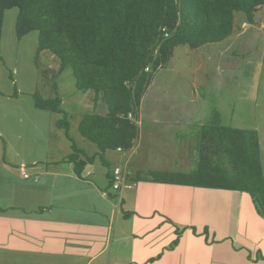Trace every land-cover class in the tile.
Instances as JSON below:
<instances>
[{
  "label": "crops",
  "instance_id": "obj_1",
  "mask_svg": "<svg viewBox=\"0 0 264 264\" xmlns=\"http://www.w3.org/2000/svg\"><path fill=\"white\" fill-rule=\"evenodd\" d=\"M82 114L53 133L55 153L1 159L0 264H264V216L249 192L155 181L139 173L142 164L127 163L133 186L117 204L111 170L124 152L83 137ZM67 134L85 152L80 173L65 160ZM191 157L157 169L193 171Z\"/></svg>",
  "mask_w": 264,
  "mask_h": 264
},
{
  "label": "trees",
  "instance_id": "obj_2",
  "mask_svg": "<svg viewBox=\"0 0 264 264\" xmlns=\"http://www.w3.org/2000/svg\"><path fill=\"white\" fill-rule=\"evenodd\" d=\"M12 7H18L17 37L38 30V52L54 53L60 72L71 68L77 90L93 91V100L107 106L105 113L82 114L79 133L101 151L121 147L126 154L139 134L140 103L152 71L164 67L178 45L196 49L233 34L236 12L254 23L264 0H0V37L4 11ZM56 95L36 96L35 107L62 113V100ZM55 121L57 127L68 129L66 120ZM67 139L72 149L65 160L80 173L85 161L79 155L85 152L68 134ZM143 177L246 191L254 195L256 210L264 216V173L256 130L223 126L213 119L201 128L196 169L150 170ZM111 189L117 200L112 184Z\"/></svg>",
  "mask_w": 264,
  "mask_h": 264
},
{
  "label": "rangeland",
  "instance_id": "obj_3",
  "mask_svg": "<svg viewBox=\"0 0 264 264\" xmlns=\"http://www.w3.org/2000/svg\"><path fill=\"white\" fill-rule=\"evenodd\" d=\"M17 14L18 7L5 9L0 37V162L14 156L38 160L45 151L55 153L53 133L64 129L56 126V119L72 126L94 107L96 112L107 111L104 103L96 105L93 91L77 90L70 67L60 72L54 53L38 52V30L17 37ZM254 20L250 24L243 12H236L233 34L197 49L178 45L168 63L152 71L140 103V138L127 161L129 169L139 163V173L146 174L179 161L181 155L189 161L191 153L197 158L202 123L216 119L223 126L256 130L264 173V7ZM55 95L62 100V113L35 107L36 96ZM125 156L119 155L117 164Z\"/></svg>",
  "mask_w": 264,
  "mask_h": 264
},
{
  "label": "built area",
  "instance_id": "obj_4",
  "mask_svg": "<svg viewBox=\"0 0 264 264\" xmlns=\"http://www.w3.org/2000/svg\"><path fill=\"white\" fill-rule=\"evenodd\" d=\"M128 117L132 118V113H128ZM139 125V120L137 121ZM131 148L126 152L125 160L122 164H116L112 169V188L117 192V204L120 201L123 191L133 186V183L128 179V173L126 171V165L128 161V155L131 153ZM117 151H125L121 147H117ZM103 196L107 195L106 191L102 192Z\"/></svg>",
  "mask_w": 264,
  "mask_h": 264
},
{
  "label": "clouds",
  "instance_id": "obj_5",
  "mask_svg": "<svg viewBox=\"0 0 264 264\" xmlns=\"http://www.w3.org/2000/svg\"><path fill=\"white\" fill-rule=\"evenodd\" d=\"M133 148H134V147L132 146L131 149L133 150ZM132 150H131V152H132Z\"/></svg>",
  "mask_w": 264,
  "mask_h": 264
}]
</instances>
